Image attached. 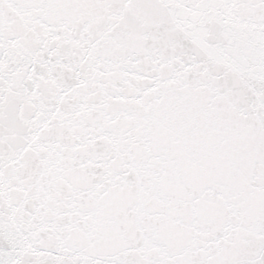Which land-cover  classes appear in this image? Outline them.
Instances as JSON below:
<instances>
[{
	"label": "snow or ice",
	"instance_id": "6c2138e0",
	"mask_svg": "<svg viewBox=\"0 0 264 264\" xmlns=\"http://www.w3.org/2000/svg\"><path fill=\"white\" fill-rule=\"evenodd\" d=\"M0 264H264V0H0Z\"/></svg>",
	"mask_w": 264,
	"mask_h": 264
}]
</instances>
